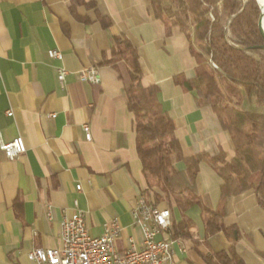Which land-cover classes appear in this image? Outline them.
Segmentation results:
<instances>
[{"label":"crops","instance_id":"1","mask_svg":"<svg viewBox=\"0 0 264 264\" xmlns=\"http://www.w3.org/2000/svg\"><path fill=\"white\" fill-rule=\"evenodd\" d=\"M96 10L110 20L109 29ZM114 37L138 50L142 83L160 88L159 101L176 124L185 156L221 150L227 160L235 156L212 107L176 84V76L194 78L197 63L186 34L177 26L169 32L150 0H0V134L6 142L23 137L27 148L14 161L0 150V264H34L28 258L33 249L59 246L61 223L75 212L76 202L91 236H102L105 224L118 220L117 250H126L132 240L142 245L143 231L132 212L139 196L150 198L143 193L147 183L125 93L131 78L123 61L102 65ZM52 49L63 53L62 61L50 58ZM61 66L68 71L64 88L57 78ZM89 66L98 68L100 84L80 78ZM259 178L256 173L250 180ZM222 182L209 164L200 165L197 190L205 204L218 205ZM160 206L172 211V226L158 236L175 240L167 264H208L207 257L232 246L246 264H264V209L253 190L227 200L224 224L238 231L235 241L223 231L207 234L199 204L184 215L175 202ZM183 217L191 223L190 235L175 236L173 224Z\"/></svg>","mask_w":264,"mask_h":264},{"label":"trees","instance_id":"2","mask_svg":"<svg viewBox=\"0 0 264 264\" xmlns=\"http://www.w3.org/2000/svg\"><path fill=\"white\" fill-rule=\"evenodd\" d=\"M150 1L154 16L166 23L169 32L177 26L186 34L197 63L196 76H176V84L212 107L222 128L231 136L235 156L227 160L223 150L215 156H185L175 135L176 124L159 101L160 88L145 87L142 83L138 50L128 39L114 37L111 56L105 54L102 65L117 67L123 61L128 67L131 85L125 93L134 117L137 151L147 183L143 193L153 206L175 202L183 215L199 204L206 218L207 234L223 231L235 241L238 231L224 224L227 200L253 190L264 209V39L258 29L260 5L256 0ZM85 5L96 8L95 3ZM96 14L103 27L109 29L110 20L98 10ZM192 32L198 48L194 46ZM212 62L218 66L215 70L210 67ZM253 99L256 107L245 108V101ZM203 162L223 181L216 207L205 204L198 194V174ZM256 173L260 178L254 183L250 178ZM190 228L185 217L181 223L173 224L175 236H189ZM206 259L208 264H246L235 246Z\"/></svg>","mask_w":264,"mask_h":264},{"label":"built area","instance_id":"3","mask_svg":"<svg viewBox=\"0 0 264 264\" xmlns=\"http://www.w3.org/2000/svg\"><path fill=\"white\" fill-rule=\"evenodd\" d=\"M50 58L62 61L64 56L60 50L48 52ZM212 65L217 68L216 64ZM68 71L61 66L57 70V78L62 88L65 87ZM83 81L97 85L101 76L96 66H89L79 72ZM13 116L11 110L7 111ZM51 117H55L52 114ZM87 141L92 140L90 127L84 125ZM0 150L10 161L18 159L27 150L23 137L19 136L6 142L0 134ZM81 190V186H77ZM75 212L64 217L61 223L60 245L55 248H35L28 254L34 264H167L173 261L175 240L158 239V236L169 231L172 226V211L170 207L153 206L143 195L139 196L133 209L135 223L143 231V242L137 247L132 240L124 251H118L116 240L122 227L118 220L105 224L104 234L91 236L86 226V214L75 204Z\"/></svg>","mask_w":264,"mask_h":264},{"label":"rangeland","instance_id":"4","mask_svg":"<svg viewBox=\"0 0 264 264\" xmlns=\"http://www.w3.org/2000/svg\"><path fill=\"white\" fill-rule=\"evenodd\" d=\"M257 1V0H256ZM258 3V2H257ZM261 10V9H260ZM260 16H261V14H260ZM259 20H260V17H259ZM258 20V21H259ZM191 31H192V29H191ZM192 36H193V39H194V46L196 47V48H198V43L196 42V40H195V38H194V35H193V32H192ZM210 64V67H211V69L213 70H215L216 69V67H214L213 65H212V63H209ZM216 64V63H215ZM216 66H217V64H216ZM218 67V66H217ZM245 108H254V107H256V103H255V100L253 99L252 101L251 100H246L245 101Z\"/></svg>","mask_w":264,"mask_h":264},{"label":"water","instance_id":"5","mask_svg":"<svg viewBox=\"0 0 264 264\" xmlns=\"http://www.w3.org/2000/svg\"><path fill=\"white\" fill-rule=\"evenodd\" d=\"M257 2H258V0H257ZM258 4H259V3H258ZM259 7H260V6H259ZM260 9H261V7H260ZM263 14H264V12H263V10L261 9L260 20L258 21V29H259V31H260L261 36H262L263 39H264V31H263V29H262V16H263Z\"/></svg>","mask_w":264,"mask_h":264},{"label":"bare ground","instance_id":"6","mask_svg":"<svg viewBox=\"0 0 264 264\" xmlns=\"http://www.w3.org/2000/svg\"><path fill=\"white\" fill-rule=\"evenodd\" d=\"M258 3H259L261 9H262L263 12H264V0H258ZM262 29H263V31H264V14H263V16H262Z\"/></svg>","mask_w":264,"mask_h":264}]
</instances>
